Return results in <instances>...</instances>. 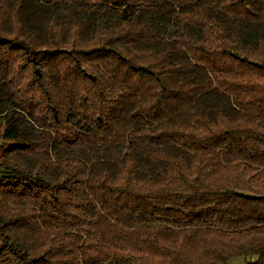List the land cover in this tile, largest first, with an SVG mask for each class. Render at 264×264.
I'll return each mask as SVG.
<instances>
[{
  "label": "trees",
  "instance_id": "obj_1",
  "mask_svg": "<svg viewBox=\"0 0 264 264\" xmlns=\"http://www.w3.org/2000/svg\"><path fill=\"white\" fill-rule=\"evenodd\" d=\"M0 264H264V0H0Z\"/></svg>",
  "mask_w": 264,
  "mask_h": 264
},
{
  "label": "rangeland",
  "instance_id": "obj_2",
  "mask_svg": "<svg viewBox=\"0 0 264 264\" xmlns=\"http://www.w3.org/2000/svg\"><path fill=\"white\" fill-rule=\"evenodd\" d=\"M0 121H1V119H0ZM227 264H245V260L243 258H237V259H233V260L229 261Z\"/></svg>",
  "mask_w": 264,
  "mask_h": 264
}]
</instances>
